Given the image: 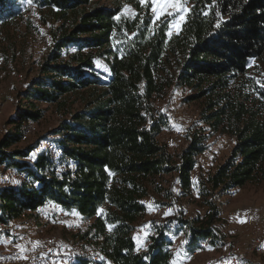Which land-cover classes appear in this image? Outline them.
<instances>
[{"label": "trees", "instance_id": "1", "mask_svg": "<svg viewBox=\"0 0 264 264\" xmlns=\"http://www.w3.org/2000/svg\"><path fill=\"white\" fill-rule=\"evenodd\" d=\"M187 1L183 24L168 37L172 19L156 20L141 0H32L40 25L58 26L24 98L32 108V102L58 106L76 96L81 108L53 135L66 157L63 165L47 157L27 163L35 143L14 149L22 123L38 120L40 110L33 106L35 111L11 121L13 131L0 138V163L33 181L16 192L1 191L0 218L18 217L45 203L63 205L93 219L79 237L107 264H172L178 252L173 240L181 233L187 255L219 246L214 198L264 183V79L248 75L264 55V0ZM23 2L0 0V34L18 26L26 11ZM26 21V28H34ZM98 62L104 72L96 70ZM173 87L189 90L188 100L201 106L200 121L187 129L188 144L174 168L170 150L159 141L169 123L156 106ZM212 135L231 138L233 146L226 160L196 183L207 209L205 224L190 220L184 210L174 220L152 223L138 253L133 231L146 217L143 199L155 178L176 171L187 196L189 174ZM47 163L63 170L45 174ZM78 264L102 263L82 259Z\"/></svg>", "mask_w": 264, "mask_h": 264}, {"label": "rangeland", "instance_id": "2", "mask_svg": "<svg viewBox=\"0 0 264 264\" xmlns=\"http://www.w3.org/2000/svg\"><path fill=\"white\" fill-rule=\"evenodd\" d=\"M176 0H171L175 3ZM151 7V13L157 20L161 17L167 16L171 18L170 30L168 37L175 35L179 27L183 24L188 10V1L180 0L182 7L178 10L172 7H167L163 11L158 9V12H153L152 0H145ZM101 2L98 5H106ZM27 2H23V7L26 8L22 19L18 22V26H11L7 29L1 30L0 34V91L3 92L6 98L0 103V138L7 132L13 131L14 124L11 121L17 122L19 115L26 110L35 111L33 106L41 111V117L38 120L24 121L21 125L22 136L25 135L24 140L15 146L14 149H23L25 147L35 145L42 141L50 139L57 140L58 136H53L55 131L61 125V122L69 119L70 115L81 108L79 97L71 96L65 97V102L61 105H53L47 103H39L28 101L24 98V93L27 92V87L30 83L39 77V65L43 61L46 50L50 47L51 38L54 29L58 24L48 23V28L41 26L37 12ZM171 12V15L168 13ZM34 14V15H33ZM26 20H30L34 24V28H26ZM45 52L41 55V50ZM96 70L104 72V66L101 62L96 63ZM15 72L21 75L20 78L9 76V72ZM248 75L254 77V80L264 79V55L260 60L253 62L250 65ZM189 90L184 88L173 87L164 100L157 103V108L162 111L171 108L181 119V138L174 142V146L169 153L172 156L171 167H176L178 155L183 151L187 144L186 132L187 129L199 123V115L201 106L199 102L189 101ZM63 99V98H62ZM201 127V126H198ZM169 129V126H168ZM165 130L160 134L159 141L164 143V139L170 134ZM21 136V138H22ZM178 142V143H177ZM57 143V142H56ZM225 143V146L223 144ZM233 141L227 136L212 135L207 141V150L196 159V165L193 171L189 174V181L192 183L190 192L187 196H183V191L180 183L179 175L176 171L161 174L155 178V182L149 188V196L143 199V203L148 209L146 217L143 218L138 227H149L154 224H163L167 221L174 220L181 211H187L185 214L190 220L198 219L205 224L206 207L203 206L200 198L197 196L196 183L202 176L212 173L219 165H221L229 156ZM4 164V163H3ZM32 166V165H30ZM61 168L50 166L47 163L45 166V174L59 173ZM7 190V189H5ZM233 192L232 196L221 195L215 197V203L219 210V218L214 222L213 226L219 231L220 244L216 248L206 247L197 252L195 258L187 259L186 257L177 256L178 264H204L209 260L217 261L223 250L221 244H235L240 245L241 248V264L248 262L249 264H264V255L260 252L257 246H253L251 251H248L246 246L253 244V239L257 232L262 233L264 228V183L258 185L247 184L241 189ZM169 194L170 198H167ZM27 212H22L26 215ZM170 212V215H165ZM21 213V214H22ZM232 213H243L247 219L250 220L253 227H248L247 224H240L231 218ZM20 215V214H19ZM21 218L20 216H18ZM255 220V221H254ZM263 224L258 225L257 222ZM148 224V225H147ZM247 226V227H246ZM258 227V229L256 228ZM256 231H254V230ZM45 230V228H44ZM264 232V229H263ZM47 233V234H46ZM185 233V232H183ZM45 234L48 237H54L56 240L64 238V233L57 228H46ZM186 234V233H185ZM181 233L180 237L173 240V246L179 241H184V235ZM0 233V253L5 251L17 250L11 239L5 237ZM182 239V240H181ZM61 241V240H60ZM175 243V244H174ZM4 244V249L1 248ZM247 244V245H246ZM63 246V245H62ZM64 247V246H63ZM5 250V251H4ZM248 251V252H247ZM248 253V254H247ZM215 263L217 264L218 261Z\"/></svg>", "mask_w": 264, "mask_h": 264}, {"label": "bare ground", "instance_id": "3", "mask_svg": "<svg viewBox=\"0 0 264 264\" xmlns=\"http://www.w3.org/2000/svg\"><path fill=\"white\" fill-rule=\"evenodd\" d=\"M32 13L36 11H30ZM27 14V13H25ZM38 14V13H37ZM34 15V14H33ZM25 16V15H23ZM44 27L48 28V24H45ZM72 50V48H70ZM45 52L44 49L41 50V55ZM2 61L0 59V65ZM9 76L14 78H20L21 75L16 74L15 72H9ZM3 75H0V78ZM6 98L4 97L3 92L0 91V103H2ZM172 108V107H171ZM163 110V114L166 117V120L169 123V136L166 137L163 141L165 147L168 150L172 149L174 142L181 138V119L172 109ZM22 140L25 139V135L22 136ZM178 143V142H177ZM225 146V143L223 144ZM37 157H47L50 161H54L59 165L65 164L66 157L63 156L61 149L57 147L55 142L52 139L48 141L38 142L34 145L29 156L25 159L27 163L32 164L33 159ZM33 181V177L27 174L24 171L16 170L14 168H7L5 164L0 163V193L1 191L7 189L12 192H16L21 186L27 185ZM47 210V211H42ZM71 220V215L68 211L61 207V205L50 202L45 203L43 206L37 208L36 210L22 214L19 217H3L0 218V233L6 235L5 237L14 241L20 242L23 246L37 245L39 250L42 252L37 257V260H33V264H78L82 259L92 260L94 262L107 264L101 254V252L94 248L92 245L88 244L85 239L82 240L79 235L85 233L90 226L92 225L93 219H82L80 217L76 218L73 211ZM187 214V211L184 212V215ZM243 213H232L231 218L240 224H247V226L253 227L250 222V218L247 219L244 215V218H239L237 215ZM243 221V223H241ZM246 226V227H247ZM46 228H57L58 230L64 233V238L56 240L54 237H48L45 234ZM258 229V227H256ZM256 229V230H257ZM264 229V228H263ZM256 234L253 239V244L247 245L246 248L248 251H251L253 246H257L262 255H264V232ZM254 230V229H253ZM254 230V231H256ZM259 230V229H258ZM141 231L143 234H141ZM134 237L140 242V246L137 247L136 251L140 253L142 247L145 246L147 238L151 235L145 227H136L133 231ZM182 240V239H181ZM102 239L97 238L95 242H100ZM38 242V243H37ZM175 244V243H174ZM223 244L222 252L217 259V264H241V248L240 245L235 244ZM64 247H63V246ZM4 249V244L1 245ZM175 248L180 254L184 255L187 259L195 258L197 252L186 254L184 251V245L182 241H179L175 244ZM5 251V250H4ZM247 251V252H248ZM70 252V253H66ZM248 254V253H247ZM182 257V256H181ZM6 258V259H4ZM216 261V260H215ZM215 261L209 260L204 264H216ZM216 261V262H217ZM3 264H21V259L19 258V253L13 248L10 251H5L0 253V263ZM244 264H249L248 262Z\"/></svg>", "mask_w": 264, "mask_h": 264}, {"label": "built area", "instance_id": "4", "mask_svg": "<svg viewBox=\"0 0 264 264\" xmlns=\"http://www.w3.org/2000/svg\"><path fill=\"white\" fill-rule=\"evenodd\" d=\"M61 207L63 208V210H65L63 205H61ZM42 211H47V210H42ZM67 211H68L69 215H71V220L73 221L71 211L70 210H67ZM237 216L239 218H244V214H238ZM257 224L263 226V224H260L258 222H257ZM141 234H143L142 231H141ZM12 243H14L17 247V251L19 253V258L21 259V264H33V260H37V257L40 255V253H42L39 250V247L37 245L23 246L20 244V242L14 241L13 238H12ZM21 249H23V251H21ZM66 253H70V252H66ZM4 259H6V258H4ZM225 263L229 264L227 261ZM0 264H3V262Z\"/></svg>", "mask_w": 264, "mask_h": 264}, {"label": "snow or ice", "instance_id": "5", "mask_svg": "<svg viewBox=\"0 0 264 264\" xmlns=\"http://www.w3.org/2000/svg\"><path fill=\"white\" fill-rule=\"evenodd\" d=\"M28 4L31 5L32 4V0H27ZM145 0H141V3H144ZM153 3V12H158V9L160 11H163L164 9H166L167 7H172L175 9H180L182 7L180 0H176L175 3H171V0H152ZM184 11H187V9L185 8ZM172 13L169 12L168 15H171ZM75 215V213H73ZM165 215H170V212H166ZM241 223H243V221H241ZM38 243V242H37ZM21 251H23V249H21ZM180 255V252H177V256ZM172 264H178L177 260H173Z\"/></svg>", "mask_w": 264, "mask_h": 264}, {"label": "crops", "instance_id": "6", "mask_svg": "<svg viewBox=\"0 0 264 264\" xmlns=\"http://www.w3.org/2000/svg\"><path fill=\"white\" fill-rule=\"evenodd\" d=\"M232 195H235V194H233V192H230L229 194H228V196H232ZM76 215V214H75ZM79 216L78 215H76V218H78Z\"/></svg>", "mask_w": 264, "mask_h": 264}]
</instances>
